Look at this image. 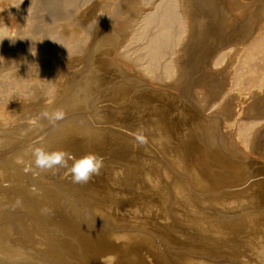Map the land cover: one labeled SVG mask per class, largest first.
Instances as JSON below:
<instances>
[{
    "label": "bare ground",
    "instance_id": "bare-ground-1",
    "mask_svg": "<svg viewBox=\"0 0 264 264\" xmlns=\"http://www.w3.org/2000/svg\"><path fill=\"white\" fill-rule=\"evenodd\" d=\"M80 1L49 0L44 15L40 0H0V264H101L107 256L114 264H264V201L235 207L228 200L248 188L233 162L264 132V0H82L83 11ZM41 18L42 42L35 40ZM41 43L58 65L48 80L36 57L47 54ZM21 48L35 58L16 55ZM181 52L183 63L204 61L201 86L187 101L170 91L184 82L176 78ZM44 109H62L65 118L33 126ZM148 141L170 170L151 191L162 203L150 200L158 210L150 223L134 220L123 232L129 219L119 206L113 215L112 203L86 196L75 206L89 212V225L42 219L55 197L51 185L39 189L41 173L25 171L33 167L30 145L77 158L93 152L123 169ZM184 185L194 187L187 193Z\"/></svg>",
    "mask_w": 264,
    "mask_h": 264
},
{
    "label": "rangeland",
    "instance_id": "rangeland-1",
    "mask_svg": "<svg viewBox=\"0 0 264 264\" xmlns=\"http://www.w3.org/2000/svg\"><path fill=\"white\" fill-rule=\"evenodd\" d=\"M29 0H27V2H28ZM47 1H49V0H40V2H42V5H40V6H42L41 7V10H42V12H41V14H44L43 12H45V13H47V15L49 14V12L51 11L49 8H47V6L46 5H44V3L45 2H47ZM98 1V0H97ZM100 1V0H99ZM82 0L79 2V4H80V6H79V10L80 11H83V10H86L87 9V6L83 3V5H82ZM140 3V2H139ZM81 6H83V7H81ZM86 6V7H85ZM30 7V5H26V7L24 8L25 10H28V8ZM81 7V8H80ZM86 8V9H85ZM45 9V10H44ZM44 10V11H43ZM46 11H48V12H46ZM45 15V14H44ZM43 20V18H41V19H39V21H41V22H38L40 25H38V28H37V32L35 33V40H43L44 38H43V34H41V33H43V28L47 25L46 24V22L47 21H42ZM42 22H43V24H45V26L44 27H42L43 25H42ZM60 22H62V20H60ZM19 23H22V22H19V20H18V23L17 24H19ZM37 23V24H38ZM42 25V26H41ZM48 27V26H47ZM47 27H45V28H47ZM44 28V29H45ZM42 30V31H41ZM41 32V33H40ZM41 34V35H40ZM36 35H38V37H36ZM40 36V37H39ZM41 44H43V43H41ZM39 45V48H41L42 50L45 48V50H43V52H47L48 51V47H46L45 46V44H43V46L42 45ZM45 46V47H44ZM48 48V49H47ZM17 51L15 52V54L17 55V54H21L22 55V57H26L27 55V59H29L30 57V60L32 59V57L33 58H35V56H32L30 53H28V51L27 50H25V49H23L22 50V48L21 49H16ZM22 50V51H21ZM27 51V52H25V51ZM18 51H20V53H18ZM30 51V50H29ZM32 51V50H31ZM28 53V54H26V56H25V54H23V53ZM14 54V55H15ZM47 54H49L48 52H47ZM47 54L45 53L44 55H36V57L38 56V60L40 61V65H43V67H44V64H46L45 65V67L44 68H46V70L44 71L46 74H48L45 78H43L44 80H48V79H51L52 78V75L53 74H55V71H56V67H58V65H56V62H54L55 60L53 59L52 60V56L49 54L48 56H47ZM20 55V56H21ZM24 55V56H23ZM31 55V56H30ZM182 52H181V55H180V59L178 60L179 61V70H178V73H179V75H178V73H177V76L178 77H176V78H178V79H184V80H182V82H183V84H181L180 85V87H179V91L177 92L176 90H178V89H176V90H174V89H171V88H169V89H167V90H170L171 92L173 91H175L174 93L175 94H178V96L180 97H178L177 95H174L175 97L177 96V98L176 99H182V100H186L187 101V99L188 98H190V96H191V94H193L192 92H194V90H196V89H198L200 86H201V82H200V80H199V77H200V73H199V71H200V67H203L204 66V61H202V59H201V61L199 62L198 61V63L197 62H195V60L196 59H194V58H192V60L191 61H189L187 64L186 63H183L182 61H184V60H182ZM50 56H51V58H50ZM184 56V55H183ZM39 57H41V58H39ZM25 58V59H26ZM47 62V63H45V62ZM43 62H44V64H43ZM191 62V63H190ZM192 62H193V64H192ZM203 62V63H202ZM183 64V65H182ZM199 64H201V65H198ZM188 67H186V66ZM193 66L197 69V70H195V68L192 70L191 68H193ZM196 66H198V68L196 67ZM186 67V68H185ZM183 68V69H182ZM190 70H192V71H190ZM47 71V72H46ZM182 71V72H181ZM186 71V72H185ZM189 72H191V73H189ZM195 73V74H193V73ZM198 72V73H197ZM181 73V74H180ZM187 74V76L185 75L184 77L185 78H181L182 76H183V74ZM193 74V75H192ZM197 74V75H196ZM194 75H196V76H194ZM55 76V75H54ZM180 76V77H179ZM188 76H190V77H192V78H189ZM194 76V77H193ZM189 78V79H188ZM198 78V79H197ZM191 79V80H190ZM187 80H189L188 82H187ZM197 80H198V82H197ZM194 81H196V82H194ZM180 82H181V80H180ZM188 84H187V83ZM190 83V84H189ZM199 83V84H198ZM186 84V85H185ZM198 84V85H197ZM188 85H190V87H187ZM185 88H184V87ZM198 86V87H197ZM182 88V91L180 90ZM186 88H187V90H186ZM194 88V89H193ZM196 88V89H195ZM193 89V90H192ZM186 91V97H185V93H184V91ZM190 90V91H189ZM187 91H189V92H187ZM191 92V93H190ZM180 93V94H179ZM190 93V94H189ZM185 97V98H184ZM187 98V99H186ZM187 104H189V103H187ZM189 108H192L191 106H189L187 109L189 110ZM190 110H192V109H190ZM139 112V111H138ZM135 114H137V113H135ZM258 119V118H257ZM259 120V119H258ZM258 120L256 121V122H258ZM136 122L137 123H140V120H139V118H138V120H136ZM264 128V127H263ZM262 131H264V129L262 130ZM262 137H261V141H260V143H256L255 144V146H249L248 148H247V152H249V153H247L246 154V156L244 157V158H237L239 161H234L233 162V165L234 166H236V169H235V167L233 168V173L235 174V175H237V174H239V176H243V178H244V180L246 181V184L248 183V188H247V190L245 191V192H243V193H241L240 195H238L237 197H235V198H231V199H228L229 200V202L231 201H235L234 203H232V204H234V206L236 207V205L238 206L239 204L241 205H244L245 204V206H247L249 203H257V205H260L262 202L261 201H264V140H263V138H264V132H262V135H261ZM263 142V143H262ZM262 143V144H261ZM257 145H258V147H257ZM147 149V152L146 151H143V152H141V151H139V152H141V153H138L137 154V152H136V150L137 149H135V152H136V154L132 157V156H130L131 158H130V161L131 162H129L128 163V166H124L123 167V169L122 168H120L119 169V164L121 163V161H118V163H111V164H109V165H107L108 167H106V166H104V168L106 167V172H104L105 173V175H103V173L101 172V174L104 176V177H108V179H110V180H108L107 178V180L105 179V178H103V176L102 175H98L97 177H98V179L96 178V177H93V179H95V180H91L89 183H87V184H85V185H78V184H74V183H72L71 182V177L70 176H68V177H66V175H64L65 176V178H63V179H60V177H61V175H59L58 177V179H56L55 177H54V175L51 173V172H44V173H41V175L39 176V179H38V186H39V189L40 190H45V188L47 187V186H52V188H53V198L55 197V200L53 199V201H47V208H46V211H47V215L45 214V215H42L41 217H42V219L43 220H49V221H52V222H54V223H56V225H62V226H74V225H77V223L76 222H74V220L76 219V218H82L83 219V223L85 224V225H89L90 224V221L91 220H89V212H87V211H83V210H79V209H77V211H76V207L79 205V204H81L80 203V201L78 200L81 196H86L88 199H92V198H97L96 200H98V197L101 199V201H104V203H103V205H104V207H109L110 205H111V203L113 204V205H111L110 207H113V209L111 208V210H112V214L114 215L115 213L113 212V210H115L114 209V207L116 208V206L118 207L119 206V210H117V211H119V214H116V216L117 215H119V216H124L125 218H122V220L124 219H129V221H126V223L125 222H123V224L125 223V224H127V225H122V230H123V232H124V229H127L126 227L128 226V223L129 222H131L132 221V224L134 225V220H136V221H146V223L149 221V223H150V221H152L151 219H152V217L153 216H155V214L157 215V213H156V211L158 212V210L156 209L157 207L156 206H153V207H150L149 208V203H150V200H152L153 202H155V200L156 201H158L157 203H154V204H156V205H158V204H160V203H162V201H159V197H156V195H155V197L154 196H152V195H154L153 193H157V192H155V191H157L155 188L156 187H158L157 189H160L159 187H161L162 188V185H164V183L166 184L167 183V181H168V179H167V176H166V174L167 173H165V172H170V170L168 171L167 169H166V167H167V165L166 164H164V163H166L160 156H162L161 155V153H159L160 151L156 148V146H154L153 147V143L151 142V141H148L147 142V144H146V146H145ZM255 147H257V148H255ZM260 147H261V149H260ZM151 149V150H150ZM156 149H157V151H156ZM258 149V150H257ZM134 151V150H133ZM152 151V152H151ZM155 151V152H154ZM134 152V153H135ZM157 152V153H156ZM127 154L128 153H126L125 154V157L127 156ZM157 154H160L159 156L157 155ZM140 156V155H142L144 158H140V157H137V156ZM146 155V156H145ZM254 155H256V156H254ZM141 156V157H142ZM150 156H152V157H150ZM253 156L254 157V159H253V157L251 158V157ZM258 156V157H257ZM109 157V156H108ZM136 157H137V159H136ZM146 157H149V158H147V160L145 159ZM155 158V162H153L154 161V158ZM160 157V158H159ZM124 158V157H123ZM135 159V163L134 162H132V160H134ZM140 158V159H139ZM156 158H157V160H156ZM143 159H144V161H143ZM153 159V160H152ZM158 159H160V161L162 160V162H160ZM256 159V160H255ZM260 159V160H259ZM151 160V161H150ZM249 160V161H248ZM252 160V161H251ZM262 160V161H261ZM140 161H142V163L140 162V164H139V162ZM147 161V162H146ZM159 161V162H158ZM241 161V162H240ZM245 161V162H244ZM120 162V163H119ZM138 162V163H137ZM143 162H144V164H143ZM151 162V163H150ZM164 162V163H163ZM243 162H244V164H243ZM133 163V165H134V169H131L130 170V168H132L133 166H130L131 164ZM146 163V164H145ZM152 163H154V164H152ZM157 163V164H156ZM158 163H159V165H158ZM161 163V164H160ZM130 164V165H129ZM135 164H136V168H135ZM142 164V165H141ZM164 164V166H162ZM121 165V164H120ZM140 165V166H139ZM150 165V167H149V169H147L148 168V166ZM153 165V166H152ZM260 165H262V166H260ZM117 166V167H116ZM141 166L143 167V166H145L144 168H143V170H142V168H141ZM147 166V167H146ZM157 166L158 168H155V167ZM160 166H161V168H160ZM152 167H154L153 169L155 170V171H153V169H152ZM261 167V168H260ZM139 168V169H138ZM141 168V169H140ZM259 168V169H258ZM136 169H137V171H136ZM253 169V170H252ZM63 170V169H62ZM114 172H113V171ZM118 170V171H117ZM135 171V173H134V171ZM146 172H145V171ZM149 170V171H148ZM152 171V173H151V171ZM101 171H105V169H103V170H101ZM161 171V172H160ZM60 173H61V170L59 171ZM132 172V173H131ZM140 172V173H139ZM141 172H142V174H141ZM150 172V173H149ZM262 172V173H261ZM63 173H65V171L63 172ZM108 173V174H107ZM109 173H110V175H109ZM114 173H116L115 174V180H114V177L112 178V177H110V176H114L113 174ZM118 173V174H117ZM124 173V174H123ZM144 173H145V175H146V178H145V176H144ZM149 173V174H148ZM250 173V174H249ZM112 174V175H111ZM163 174V175H162ZM241 174V175H240ZM256 174H257V176H256ZM117 175V176H116ZM143 175V176H142ZM147 175H148V177H147ZM150 175V176H149ZM248 175V176H247ZM252 176V177H251ZM132 177V178H131ZM135 177V178H134ZM137 177V178H136ZM250 177H251V179H253L254 180V182H252L251 180H249L250 179ZM256 177V178H255ZM62 178V177H61ZM99 178L100 179H102L103 178V180H99ZM112 178V179H111ZM130 178V179H129ZM255 178V179H254ZM129 179V180H128ZM152 179V180H151ZM157 179V180H156ZM97 180V181H96ZM98 180L100 181L99 183L102 185V183L101 182H103L104 180L107 182V183H109V186H108V184H106L107 186H105V181L103 182V185L102 186H104V187H100L101 185L99 184V183H97L98 182ZM112 180V181H111ZM117 180V181H116ZM148 181V182H147ZM152 183H151V182ZM251 181V182H250ZM250 182V183H249ZM256 182V183H255ZM258 182V183H257ZM97 185H96V184ZM150 183V184H149ZM253 183V184H252ZM255 183V184H254ZM90 184V185H89ZM161 184V185H160ZM87 185V186H86ZM91 185H96V186H92L91 187ZM131 185V186H130ZM153 185V186H152ZM250 185V186H249ZM136 186V187H135ZM147 186H148V188H147ZM259 186V187H258ZM63 187H65V189H63ZM88 187H90V188H88ZM98 187H100V188H103V189H101V191H102V193L103 192H107L108 194L110 193V192H112V191H116L118 194L117 195H114V199H110V198H108L107 196H108V194H107V196H104V195H106V193L104 194V195H102V193H98V191L97 190H99V189H97ZM108 187V188H107ZM111 187V188H110ZM149 187L151 188V189H149ZM155 187V188H154ZM194 187V186H193ZM193 187H191L192 189H193ZM221 187H223V186H220L219 188L220 189H223V188H221ZM93 188H95V189H93V191L91 192V190ZM105 188V189H104ZM117 188V189H116ZM122 188V189H121ZM149 189L150 191L148 192V190L147 189ZM184 188H188L189 190H187L186 192L188 193V191H190V186L188 187L187 185H184ZM261 188V189H260ZM67 189V190H66ZM107 189H110V191L109 190H107ZM112 189H114V190H112ZM251 189V190H250ZM95 190V191H94ZM107 190V191H106ZM112 190V191H111ZM152 190H155V191H152ZM96 191H97V194H98V196L97 195H94V194H96ZM136 191V192H135ZM153 193H152V192ZM100 192V191H99ZM151 192V193H150ZM259 192V193H258ZM141 193V194H140ZM144 193V194H143ZM259 195H258V194ZM92 194H93V196H92ZM100 194V195H99ZM89 195V196H88ZM102 195V196H101ZM251 195V196H250ZM68 196H70V197H72V198H75L74 200H73V202H74V206L73 205H71V204H69L68 203ZM97 196V197H96ZM139 196H141V197H139ZM148 196V197H147ZM90 197V198H89ZM103 197V198H102ZM120 197V198H119ZM144 197V198H143ZM154 197V198H153ZM174 197V196H173ZM232 197V196H231ZM255 197V198H254ZM139 198H141L142 200H138ZM157 198V199H156ZM258 198H260V199H258ZM90 199V200H91ZM102 199H104V200H102ZM134 199V200H133ZM146 201H145V200ZM161 200V199H160ZM113 201V202H112ZM117 201V202H116ZM134 201V202H133ZM139 202V203H138ZM160 202V203H159ZM105 203H106V205H108V206H106L105 205ZM120 204V205H116V204ZM144 203V204H143ZM231 204V205H232ZM75 205H77V206H75ZM115 205V206H114ZM140 207H139V206ZM161 205V204H160ZM239 205V206H240ZM144 206V207H143ZM122 209V210H121ZM124 209V210H123ZM128 209V210H127ZM106 210V209H105ZM108 210V209H107ZM106 210V211H107ZM139 210V211H138ZM124 213H123V212ZM259 212V213H258ZM123 213V214H122ZM163 212H161V215H164V214H162ZM154 214V215H153ZM255 214H256V217H255ZM260 214H261V216H260ZM153 215V216H152ZM159 215V214H158ZM253 216H254V219H261L260 217H262V212L260 213V211L259 210H257V211H254V213L252 214ZM151 216V217H150ZM253 216H252V218H253ZM149 217V218H148ZM163 217H165V215L164 216H162V218ZM185 217H189V218H191L189 215H185ZM146 218V219H145ZM138 219V220H137ZM123 220V221H124ZM148 220V221H147ZM161 220V219H160ZM81 222L80 221H78V224H80ZM130 224V226H131V223H129ZM81 225H82V223H81ZM96 227H98V226H96ZM95 227V228H96ZM123 227H125V228H123ZM119 230H121V228H119ZM121 230V231H122ZM145 231V230H144ZM148 231H150L151 233H153L152 232V230L150 229H148ZM150 232H147L146 234H148V235H150ZM152 235V234H151ZM151 264V263H150Z\"/></svg>",
    "mask_w": 264,
    "mask_h": 264
},
{
    "label": "clouds",
    "instance_id": "clouds-1",
    "mask_svg": "<svg viewBox=\"0 0 264 264\" xmlns=\"http://www.w3.org/2000/svg\"><path fill=\"white\" fill-rule=\"evenodd\" d=\"M31 54L35 56L36 51L35 53L31 51ZM64 118L65 112L62 109H55L52 111L44 109L37 116L32 118L30 123L33 126H42L41 121L46 120L49 125L55 126ZM26 154H30L33 157L31 162L33 167L26 168L25 171L31 170L34 175H39L44 172H51L55 175L63 169L65 170V175L71 177V182L78 185L89 183L93 177L100 175L104 167L103 158L93 152L77 158L62 149L49 150L44 147L30 145ZM17 162L23 163V159L18 158ZM36 170L39 171L37 172ZM19 203L20 201L18 200L17 204ZM115 259L116 257L114 256L102 257L101 264H114Z\"/></svg>",
    "mask_w": 264,
    "mask_h": 264
}]
</instances>
